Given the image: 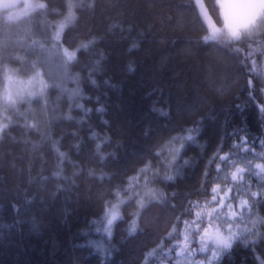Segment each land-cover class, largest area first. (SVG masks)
Instances as JSON below:
<instances>
[{
	"label": "trees",
	"instance_id": "trees-1",
	"mask_svg": "<svg viewBox=\"0 0 264 264\" xmlns=\"http://www.w3.org/2000/svg\"><path fill=\"white\" fill-rule=\"evenodd\" d=\"M42 1L46 9L34 10L18 21L7 22L0 13V36L6 30L9 37L0 61V88L7 67L32 75L33 62L48 82L45 96L20 103L17 109H5L0 101V110L7 113L0 117V124H9L5 132L10 134L0 139V264H145V254L161 240L165 252L173 251L165 255L157 249L155 256L147 257L148 264H176V259L183 264L182 258H175L177 233L183 230L176 217L192 219L182 215L187 202L210 198L209 191L199 190L206 160L222 139V151L227 152L241 135L257 140L260 151L264 31L256 30L252 36L241 33L240 41L205 43L202 38L211 35L213 27L203 11L213 19L215 29L227 31L220 0H200V6L197 0ZM69 3L79 6L72 9L73 19L61 32L60 42H55L52 37L68 15ZM91 37L97 43L87 52H77L76 60L65 69L62 49L74 50ZM33 40L43 43L47 51L41 52ZM133 44L137 47L130 52ZM235 48L242 52L235 53ZM253 49L261 51L245 60ZM253 59L256 70L250 71ZM97 60L100 64L94 70ZM130 65L134 71L128 70ZM90 72L95 85L89 80ZM77 88L83 98H70ZM77 104L92 111L85 113ZM99 107L104 109L102 114L95 111ZM69 115L71 120L66 119ZM194 126L199 135L181 151L176 181L162 182L149 175L148 187L162 191L167 200L138 209L136 197L129 199L124 192L128 177L136 175L147 160L163 173L151 150ZM234 131L235 137L228 135ZM93 132L107 138L101 145L102 161L95 151L97 141L90 139ZM57 149L66 155L61 158ZM245 155L253 163H264L250 153ZM184 160L189 165H183ZM58 170L68 180L56 178L53 173ZM215 176L212 171L206 189L213 183L224 184ZM251 182L255 185L256 178ZM117 189L125 201L120 205L123 220L116 221L107 236L101 222L105 202L119 203L114 195ZM134 191L143 195L144 189L134 186ZM256 211L264 217V206ZM137 212L139 228L129 236L128 222ZM174 224L177 233L168 238ZM191 247L197 249L193 259L208 264L211 253L198 251V238ZM261 260L264 244H238L219 260L211 259V264H260Z\"/></svg>",
	"mask_w": 264,
	"mask_h": 264
},
{
	"label": "snow or ice",
	"instance_id": "snow-or-ice-1",
	"mask_svg": "<svg viewBox=\"0 0 264 264\" xmlns=\"http://www.w3.org/2000/svg\"><path fill=\"white\" fill-rule=\"evenodd\" d=\"M199 0H197V3ZM79 5H73L69 3L68 15L65 18V23L58 25V30L52 37L53 41L60 42L61 32L66 26L67 22L73 19L72 9L78 7ZM17 7L15 0H0V11L4 13V19L7 22H14L19 20L17 13L13 11ZM34 10H44L47 5L44 3H35L31 5ZM88 7H93V5H88ZM225 28L227 31L222 32L219 29L213 28L212 34L204 36L202 39L205 43L208 41H227L236 40L240 41L241 33H246L248 36H252L254 31L260 30L264 31V0H226L225 13H224ZM9 43V37L7 31L5 30L4 35L0 36V61L4 57V53L7 51ZM33 45H38L41 52H46L44 44L33 40ZM97 43L96 37H91L87 41H81L74 50L69 51L67 48L62 49L61 60L62 66L67 69V66L74 60H76L77 52L83 50L87 52L90 47ZM56 44H53V48ZM137 45L133 44L132 48L129 49L131 52ZM232 51L239 54L242 49L235 48ZM261 51V49H253L248 52L245 60L253 55V52ZM17 59H20L17 57ZM103 59V54H101V60ZM44 63L47 62L43 61ZM241 64L245 61L241 60ZM100 60L95 61L93 68L98 70ZM256 61L253 59L251 61L250 71H255ZM6 68V66H5ZM129 71H134V69L129 66ZM33 75L28 81L29 85L33 81L41 85L39 93L33 90L22 89L17 87L13 92L11 88L5 90L3 97V106L7 108H16L17 103H30L31 99L40 95L43 96L44 88L47 86L43 79V73L41 69L37 66L36 62L32 63ZM261 77H264V69L259 72ZM92 72L89 73L90 82L95 85L96 81L91 79ZM5 78L12 83V77L5 73ZM19 84V81L16 82ZM107 83V82H105ZM248 85H252V79L249 78L247 81ZM58 87V85H56ZM264 93V88L260 89ZM251 97V92L249 93ZM81 96L80 89L77 88L72 91L70 98ZM81 98H83L81 96ZM76 107L81 109L85 113L90 112V109H84L83 105L77 104ZM239 107V106H238ZM97 113H103L104 109L102 107L96 108ZM156 111V109H154ZM161 116H167V113L163 110H159ZM259 111L264 113V105L259 106ZM66 119L71 120L72 117L69 115ZM107 123L106 121L104 122ZM9 127V124H0V139L5 135H10L6 133L5 130ZM30 128H34L35 125H28ZM199 128L191 127L182 129L178 131L176 135L171 136L168 140L164 141L157 148L151 150V154L156 158L158 165L163 167V173L160 167L153 168V163L151 160H147L144 166L137 169L136 175L128 177L127 186L124 188L125 193H129V199L133 196L136 197V204L138 209H145L152 202L163 204L167 200V196L162 191H157L148 187L149 175L153 179H159L162 182H175L180 175L179 169L182 165H178L176 162L181 158V151L185 148L186 144L195 143L199 135ZM242 131V130H237ZM237 131L228 133L229 136L235 137ZM148 135V133H145ZM90 139L96 140L95 151L102 161L105 159L104 155L101 153L102 143L107 142L106 137H98V134L93 132ZM178 145V146H177ZM257 140H249L246 135L239 136V140H233V143L229 146L227 152L222 151L224 148L223 139L220 145L217 147L216 151L206 160L204 172L202 174V180L200 185V191H209L210 198L205 199L203 202L189 200L187 202V207L185 208L182 215H187L193 217L192 219L181 220L180 216L176 219L178 222L183 224V230L177 233L176 225L174 224L171 231L168 233V238H173V233H177L176 244H175V258H182L183 264H205L204 260L196 261L194 256L196 255L197 249L191 247L193 239L198 238L200 253H211V259L219 260V258L226 252H230L234 245L242 244L245 247H255L258 244H264V217H260L257 214L256 209L258 206H264V163H253L252 159H249L245 154H251L254 158H259L264 160V138L258 140V146L260 151L256 150ZM57 152L61 158L66 154ZM183 165H189L188 160L183 161ZM222 165L226 169H234L231 171H226L222 168ZM243 165V166H241ZM215 171L216 176L213 179L219 180L223 179L224 184L213 183L209 189L205 188V185L209 183L208 177L211 172ZM223 173V175H221ZM93 175V173H89ZM53 175L56 178L68 180L67 177H63L62 170H58ZM249 179H245V176ZM256 178V184L253 185L251 178ZM105 177L101 175L99 179L103 180ZM229 181L231 183H229ZM134 186L139 189H144L143 195L139 191H134ZM119 203L110 204V202H105L103 220L101 221L105 227L104 232L107 236L111 235L114 223L118 220L122 221L123 216L120 214V205L125 203L121 200V192L117 189L114 192ZM175 197V193L172 194ZM175 208V205H172ZM210 209V211H205ZM205 217L207 219H205ZM248 218L247 220L245 218ZM139 212L132 215V219L128 222V235H135L138 228ZM207 224L206 227L201 228V225ZM250 225V226H249ZM214 229L210 232L209 229ZM99 230V229H98ZM142 231V229H141ZM182 236L183 239L180 240L178 237ZM209 243L212 247L209 248ZM157 249L168 255L173 251L172 248H168L165 252V246L163 240L157 244L156 249L150 250L145 254V264H148L147 257L155 256ZM99 250V248H98ZM107 253L108 250H104ZM211 259H208V264H211ZM176 264H181V259H176ZM260 264H264V260L260 261Z\"/></svg>",
	"mask_w": 264,
	"mask_h": 264
},
{
	"label": "rangeland",
	"instance_id": "rangeland-1",
	"mask_svg": "<svg viewBox=\"0 0 264 264\" xmlns=\"http://www.w3.org/2000/svg\"><path fill=\"white\" fill-rule=\"evenodd\" d=\"M220 1L225 6L226 0H220ZM15 3L17 5V7L15 9H13V11L18 14L19 18H21V17L26 16V15H28L31 12L34 11V9L31 7V5H33L35 3H44V2L42 0H15ZM198 4H199V6H200V4H202V3H200V0H199ZM1 12H3V11H0V13ZM203 15L205 17V20L209 24V26L214 28V21L209 16V14L206 11H203ZM61 23H65V20L62 21ZM6 70H7V74L12 77V83L10 84L9 81L5 78L4 84L0 88V101H1L2 106H3V97H4L6 89L11 88V90L14 92L15 89L17 87H19V88H22V89L33 90V91H36L37 93H39V89L41 87V85L39 83H37L35 81H33V83L31 85H29V83H28V81L31 79L33 74L32 75L23 76V75L18 74L17 71H15L14 69H11L9 67H7ZM42 79H43L44 83L48 86V82L46 81L44 76H42ZM17 81H19V84L16 83ZM47 86L44 88L43 96H45V93H46V90H47ZM34 97H41V96L40 95H36ZM19 104L20 103L16 104V108L15 109H17ZM7 109H13V108H7ZM0 114H1L0 115L1 119L4 118V115H5V117H7V113L5 112V110L3 108H1Z\"/></svg>",
	"mask_w": 264,
	"mask_h": 264
}]
</instances>
